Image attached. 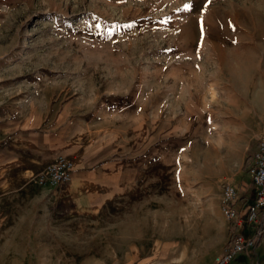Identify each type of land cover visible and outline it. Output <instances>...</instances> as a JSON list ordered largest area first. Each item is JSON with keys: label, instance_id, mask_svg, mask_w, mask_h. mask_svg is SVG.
I'll return each instance as SVG.
<instances>
[{"label": "rangeland", "instance_id": "rangeland-1", "mask_svg": "<svg viewBox=\"0 0 264 264\" xmlns=\"http://www.w3.org/2000/svg\"><path fill=\"white\" fill-rule=\"evenodd\" d=\"M263 126L264 0H0V264H216ZM53 127L82 207L6 162Z\"/></svg>", "mask_w": 264, "mask_h": 264}, {"label": "built area", "instance_id": "built-area-1", "mask_svg": "<svg viewBox=\"0 0 264 264\" xmlns=\"http://www.w3.org/2000/svg\"><path fill=\"white\" fill-rule=\"evenodd\" d=\"M248 173L256 188L255 199L241 210L237 209L240 198L238 186L226 182L223 184V209L230 224L235 228L230 232L228 242L216 264H229L239 254L256 245L264 237V131L258 139L257 149L248 165ZM74 163L70 158L58 156L49 161L35 176L40 185L58 186L70 184L73 180ZM247 224L250 234L245 235L237 227Z\"/></svg>", "mask_w": 264, "mask_h": 264}, {"label": "crops", "instance_id": "crops-1", "mask_svg": "<svg viewBox=\"0 0 264 264\" xmlns=\"http://www.w3.org/2000/svg\"><path fill=\"white\" fill-rule=\"evenodd\" d=\"M46 130L47 131H37L33 133L36 134L35 136H37V140L36 142L34 141L28 145L30 146L31 149L28 148L30 152H28L27 154L24 153L21 154L17 152L5 153V155L8 157V159L5 158L6 162H13V160L15 159V161L20 162L22 164L30 163L37 165L39 167L42 166L44 167L49 161H51L52 159L58 156H64L70 158L74 163L73 180L70 184H61L56 187H60L65 191H69L70 195L71 194L75 195L76 201L77 203H79L78 206L82 207L81 200L84 197L83 195L86 194L85 191L88 190L90 186L88 179L91 174L90 172L91 170L89 169V167H91L92 165L93 166L98 165L99 161L101 162V160H104V158L96 159L98 153L84 156L82 151L83 145L79 143V141L74 140L73 137L70 136L69 134H62L58 136L59 140L56 141L57 139L56 132L58 128L53 127ZM263 131H264V126L261 135L263 134ZM26 145L24 147H26ZM17 147L19 150L20 145L17 144ZM256 149L251 154L250 161ZM12 157H14V159ZM247 168L248 166H246L244 169H241L240 174H237L234 178L231 179V181H228L238 186L239 195H240L237 204L238 210H241L244 207H246L248 204L252 203L256 195V188L253 184L252 177L248 173ZM228 224L230 229L231 226L230 221L228 222ZM237 229L242 231L243 233L247 231L248 234H250L251 232L250 227L247 224H244L242 227H237ZM249 249L264 250V237L256 245L248 248V250ZM246 251L247 250H245L244 252Z\"/></svg>", "mask_w": 264, "mask_h": 264}, {"label": "trees", "instance_id": "trees-1", "mask_svg": "<svg viewBox=\"0 0 264 264\" xmlns=\"http://www.w3.org/2000/svg\"><path fill=\"white\" fill-rule=\"evenodd\" d=\"M250 157H251V156H249L248 159L246 160L244 167L248 166V164H249V162H250ZM234 230H235V228L233 227V225H231V226H230V231L232 232V231H234ZM236 258H237V257H236Z\"/></svg>", "mask_w": 264, "mask_h": 264}]
</instances>
